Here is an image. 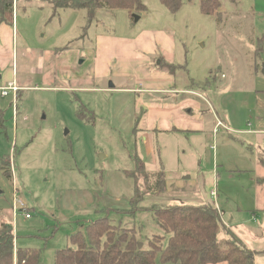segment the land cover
Listing matches in <instances>:
<instances>
[{"label": "rangeland", "instance_id": "rangeland-1", "mask_svg": "<svg viewBox=\"0 0 264 264\" xmlns=\"http://www.w3.org/2000/svg\"><path fill=\"white\" fill-rule=\"evenodd\" d=\"M55 1L18 2V85L28 87L20 91L15 119L11 97H0V224H11L15 248L39 249V264H53L56 250L72 246L73 233L85 237L86 225L101 218L115 234L132 228L143 248L150 242L163 247L167 236L153 209L142 205L210 201L226 227L218 239L264 249L258 162L264 140L260 144L256 134H264V0H219V14L202 13L200 0H181L175 12L160 0H139L143 8L131 12L95 11L89 36L152 31L174 87L192 78L206 99L204 128L195 134L136 130L137 105L144 113L151 101L166 106L179 94L118 89L133 86V78L86 79V12L53 10ZM35 3L46 9L31 7ZM149 59V65L159 63V57ZM135 75L146 79L140 69ZM80 106L84 117L77 115ZM169 117L163 121L178 128ZM158 175V186L146 193L145 182L153 186ZM15 189L29 217L12 209ZM254 260L264 264V253Z\"/></svg>", "mask_w": 264, "mask_h": 264}, {"label": "trees", "instance_id": "trees-1", "mask_svg": "<svg viewBox=\"0 0 264 264\" xmlns=\"http://www.w3.org/2000/svg\"><path fill=\"white\" fill-rule=\"evenodd\" d=\"M160 2L170 12L177 11L182 3L181 0ZM219 6V0L199 2L200 11L204 14H219ZM59 8L85 10L87 27L98 9H126L131 12L142 9L143 6L139 0H58L52 9ZM12 19L13 0H0V23L11 24ZM83 110V106L78 108L79 117H84ZM263 155L264 150L258 155V162L262 167ZM138 163L140 168L144 167L140 161ZM147 177L144 176L145 179ZM161 177L158 175L159 179L153 186L146 181L145 192H154ZM261 182H264V177ZM133 200L137 204L140 198L134 195ZM141 207L153 209L159 230L167 236L163 247L155 248L151 242L148 248H143L142 245L138 247L141 243L135 239L132 228H122L115 234L111 230L113 224L106 218H101L86 225L85 237L80 232L73 233L70 236L72 246L56 250L53 264H254L255 254L264 253V249H250L233 238L218 239L220 230L226 227L217 207L211 203H152ZM39 258V249L15 248L11 224H0V264H39Z\"/></svg>", "mask_w": 264, "mask_h": 264}, {"label": "crops", "instance_id": "crops-1", "mask_svg": "<svg viewBox=\"0 0 264 264\" xmlns=\"http://www.w3.org/2000/svg\"><path fill=\"white\" fill-rule=\"evenodd\" d=\"M19 1L20 0H13L12 23H0L1 26H4L0 32V85L6 84L12 80H14L17 85L19 82V74L17 72L18 54L15 50L17 23H15V25L13 24L14 12L20 6L18 3ZM22 1L31 2V0ZM31 7L46 9V7H41L36 3ZM87 27H85V34L82 35L85 43L88 47H91L87 49V54L84 58V60L89 61L86 79L133 78V86L130 88L119 87L118 89H124L135 93H142L145 91L156 93L158 91H163L170 92L171 94H179L178 102L175 98H172V103L166 106L157 105L156 100L151 101L146 105L144 113H142V110L137 107V105L135 113L137 112L141 115H139L135 121L136 130L142 133L152 132L157 130L156 127H159V129H162L159 131L167 133L177 130L179 133L190 134L200 133L201 130H203L202 128H204L205 120L200 114L201 99L204 101H206V99L201 96L199 89L194 86L195 84L192 82V78L188 77V75L185 78H180L179 87H174L176 83L175 75L167 73L162 69L160 52H158V49L155 47L156 44L153 43L151 39L150 33L152 31L147 33L144 31L136 37L103 35V33L98 34L97 32L89 36ZM163 42L166 47L168 45L167 38ZM161 46L160 44V47ZM149 55L159 57V63L156 62L154 66L149 65ZM138 69L146 74V79L141 75L136 77L135 72ZM87 76L89 78H87ZM19 87L22 89L28 86ZM110 88H114V86ZM21 89L18 91V97L20 96ZM169 116L174 118L179 126L178 128L172 127L169 121L166 123L163 121V118L168 120L170 118ZM214 117V119L220 120L217 116ZM214 127L215 124L213 130ZM256 134L260 144H263L264 134ZM260 166L259 164V169H261L259 170V175L264 177V168ZM212 192L213 191H211L210 195ZM207 202L213 204L210 201Z\"/></svg>", "mask_w": 264, "mask_h": 264}, {"label": "built area", "instance_id": "built-area-1", "mask_svg": "<svg viewBox=\"0 0 264 264\" xmlns=\"http://www.w3.org/2000/svg\"><path fill=\"white\" fill-rule=\"evenodd\" d=\"M20 89L21 88L19 86H17V84L14 80L7 82L6 84L0 85V96H2V97L10 96L11 97V100H12L11 106L13 109L14 119L16 117V112H17L18 91ZM215 125L220 126L222 124L220 121H218ZM216 126H215V128H216ZM212 195H214V192H212ZM12 209L14 210V212H16L17 210H22L25 217L30 216L29 212L24 211L26 209V206L23 203V201L18 199V197L16 196V189L13 192Z\"/></svg>", "mask_w": 264, "mask_h": 264}, {"label": "water", "instance_id": "water-1", "mask_svg": "<svg viewBox=\"0 0 264 264\" xmlns=\"http://www.w3.org/2000/svg\"><path fill=\"white\" fill-rule=\"evenodd\" d=\"M133 17H134V20L138 19V16H136V15H133ZM261 72L264 74V64L262 65ZM110 87H112V85H110ZM140 246H141V244H139L138 247H140Z\"/></svg>", "mask_w": 264, "mask_h": 264}]
</instances>
